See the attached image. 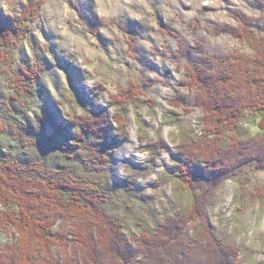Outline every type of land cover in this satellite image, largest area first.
<instances>
[{"label": "clouds", "instance_id": "1", "mask_svg": "<svg viewBox=\"0 0 264 264\" xmlns=\"http://www.w3.org/2000/svg\"><path fill=\"white\" fill-rule=\"evenodd\" d=\"M87 2L96 17L95 25L80 12L81 0H33L39 5L34 9L38 19L33 28L43 24L54 54L79 72V88L88 97L84 103L72 87L80 104L92 112L107 110L108 118L93 127L116 122L113 131L119 130L121 135L113 145L114 177L125 182L131 179L137 190L151 185L155 199L150 207L159 210L153 223L174 228L164 234L163 229L149 227L148 217L142 213L135 219L123 215L118 219L109 216L107 221L103 215L88 217L95 236L93 264H264L251 222L236 225L230 202H221L218 194L209 195L203 183L183 179L201 164L207 165L202 169L205 175H211L208 169L216 164L227 167L218 151L221 143L238 148V141L262 139L264 131L253 129L242 119L236 121L234 134L210 141L206 125L198 119L204 113L199 108L181 109L177 103L181 96L193 102L208 98V90L195 85L194 80L201 61H210L215 72L226 66L222 60L239 57L246 61L256 56L258 45L264 42V0ZM256 3L261 5L259 9L251 6ZM22 4L23 0H0V14L20 16ZM129 22L141 29L132 39L125 34ZM145 59L160 75L149 70ZM164 73L167 78H161ZM181 80L194 87L178 89ZM45 83L55 89L49 98L58 111L63 108L60 115H68L63 103H57L63 95L60 74L54 71ZM117 99L126 109L119 116L109 103ZM178 109L181 115L171 119L169 114ZM82 117L85 113L73 107L70 118L92 123ZM149 147L151 152L146 150ZM181 156L186 167L173 168V159ZM149 161L155 166L139 174L131 171ZM222 208L224 215H220ZM237 227L243 234L237 233Z\"/></svg>", "mask_w": 264, "mask_h": 264}, {"label": "trees", "instance_id": "2", "mask_svg": "<svg viewBox=\"0 0 264 264\" xmlns=\"http://www.w3.org/2000/svg\"><path fill=\"white\" fill-rule=\"evenodd\" d=\"M34 9L30 7L28 13L24 11L15 20L0 22V73L8 67L12 69L13 62L17 60L15 47L20 43L16 44L17 38H21L20 41L24 38L21 37V30L25 22L34 19ZM201 63L202 67L193 73L195 85L208 90L209 96L206 100L198 98L195 106L204 113L201 123L206 125L204 131L207 138L215 142L226 133L229 136L234 134L236 121L242 120L244 112L261 114L258 126L264 131V42L258 45L254 58L246 61H240L239 57L222 60L221 63L226 66L215 72L210 61ZM20 65L17 70L20 81H14L16 76L9 78V81L14 85H11L14 94L21 93L22 97L17 95V98L22 101L24 96L27 100L35 93L36 78L45 69L42 65L36 66L35 70L25 63ZM180 82L186 87H194L190 81ZM114 101L123 103L119 99ZM241 102H244L243 105ZM177 103L180 105L179 101ZM14 110L11 113H18L16 108ZM105 114V111L97 112L91 114V118L87 115L81 118H87L91 124L69 118L70 123L78 129L74 147L88 151L92 158L89 172L84 176H78L65 167L49 166L43 160L21 161L19 158L0 156V228L7 234L10 231L13 234L5 245H0V264H93L95 236L91 231L93 222L88 217L103 215L108 220L105 203L112 194L105 188L103 177L98 176L109 169L111 157L102 153L104 146L96 148L88 141L87 132L104 136L110 124L103 128H94L93 125L102 118L107 119ZM11 120L9 115H3L0 107V135L12 133L19 141L27 126ZM238 144L240 147L237 148L226 141L221 143L218 151L228 166L216 164L209 168V172L212 177L237 176L241 196L248 197L255 204L263 203L264 182L255 179L251 172L243 173L242 169L248 166L264 169V138L245 139L238 141ZM65 156L72 157L70 154ZM181 158L184 159L183 156ZM97 163H100L99 168L94 167ZM107 163L109 165L105 166ZM177 164L180 168L186 167L180 160ZM197 177L202 178L192 169L191 174L183 179L196 183L200 181ZM154 228L163 229L164 234L174 231L166 224ZM235 255L240 253L236 252Z\"/></svg>", "mask_w": 264, "mask_h": 264}, {"label": "rangeland", "instance_id": "3", "mask_svg": "<svg viewBox=\"0 0 264 264\" xmlns=\"http://www.w3.org/2000/svg\"><path fill=\"white\" fill-rule=\"evenodd\" d=\"M39 5L33 3V0H23L21 5V15L24 11L30 7L37 8ZM259 9L261 5L256 3L251 5ZM80 12L92 25L96 23V17L91 14L90 4L87 0H81L79 5ZM35 16V14L33 15ZM19 16H10L7 12L0 14V22L3 20H15ZM38 17L32 18L31 22H25V26L22 28L21 37L24 38L20 41L17 38V43L19 46L15 47L16 50V61L13 62L12 69L8 67L7 70L0 73V107L2 109L3 115L12 119L11 121L16 124H26L27 130L24 131V135L18 141L11 134H2L0 135V156L19 158L21 161H35L43 160L47 165L53 167H65L66 169L73 170L78 176L86 175L89 172V165L92 163V158L88 151L75 148L76 136L78 129L72 123H70V114L72 113L73 107H78L81 109L85 115L91 118V114L97 112L105 111V116L108 117V112L105 109H96L95 112L88 111L80 104V101L76 98V93L72 91V87L76 88L80 92V99L84 103H88L87 93L79 88V72L73 68L70 64L65 62L63 58H58L54 54L51 45L48 43L50 36L45 32V26L40 24L36 29L33 28V24ZM4 22V21H3ZM157 23H159V18H157ZM164 31L169 29L161 26ZM128 31L125 33L129 36L130 39L134 38L137 33L140 32V28L135 23L129 22L127 25ZM15 46V45H14ZM5 51V50H4ZM5 53V52H4ZM139 62V61H137ZM27 64L28 67L35 70V67L44 66L43 72L36 78L37 83L35 87V93L31 95L29 99L25 98L20 101L18 96H21L19 93L14 94V86L10 84L9 78H16L20 81V78L17 74V70L21 66L20 64ZM145 65L149 70H154V67L148 64V61L144 60ZM128 67V65H125ZM28 68V69H29ZM37 69V68H36ZM57 72L61 77V89L63 95L60 96V99L57 103H63V107L67 109L68 115L61 116L60 111H58L56 104L52 103V100L49 98V93H54V88H48L45 81L50 80L52 73ZM28 72V71H27ZM157 75H160L157 71ZM18 76V77H17ZM22 78V77H21ZM161 78H167V73ZM21 81H23L21 79ZM24 82V81H23ZM26 83V82H25ZM20 85V84H19ZM18 85V86H19ZM178 89L187 88L181 82L177 85ZM18 95V96H17ZM22 97V96H21ZM179 101L181 109H196L195 102L189 101L186 97L181 96L177 98ZM112 109L115 110V114L119 116L120 113H125L126 109L121 107V103L110 101ZM141 103L147 104L148 101H142ZM120 106V108H119ZM10 108V109H9ZM14 108L18 110V113H11ZM12 110V111H11ZM15 111V110H14ZM6 113V114H5ZM181 115V111L173 110L169 116L171 119L175 120ZM103 116V115H102ZM261 114L253 115L251 113L243 114L242 119L247 120L253 127V129H260L258 126ZM202 116L198 119L201 122ZM8 123V118H6ZM2 126V125H1ZM5 126V124H4ZM7 126V125H6ZM147 127V124L144 125ZM116 122L113 121L110 124V128L104 136H96L93 132H87L88 141L96 148H101L104 146L103 154L109 155V163L105 164L108 166V170L99 173L98 178L103 177L105 188L112 194V197L105 203V211L109 216L119 218L120 215L136 218L137 213H142L143 216L148 217V226L155 227L153 223L154 216L159 215V210L153 207H150L154 201V197L151 195L155 189L149 185L143 190H137L134 187V181L129 179L128 181H121L118 178H115L113 175V145L116 143V136L121 135L119 130L113 131L116 129ZM20 129V128H19ZM12 131V130H11ZM14 132V131H12ZM32 136V137H31ZM226 133L224 137H228ZM36 141V142H35ZM146 150L149 152L152 149L149 147ZM67 155H72V157H67ZM182 161L183 158L173 159L172 166L173 168L179 169L177 162ZM99 168L100 164L94 165V167ZM149 161V163L143 165L142 167L132 168L133 173L139 174L147 171L148 168L154 167ZM60 167V168H61ZM64 168V169H65ZM131 168V165H129ZM207 168V165L201 164L200 167L193 168L200 177L198 182L203 183L208 186L207 191L211 193L212 196H217L221 202H230L233 205L232 209L229 211L233 212L235 217V224L240 225L242 222H251V226L255 227L256 232L254 233L257 249L260 250L261 254H264V224L261 223V215L264 214V202L263 203H252L248 197L241 196L240 194V181L237 176L228 178L227 176L219 175L212 177L211 175H205L202 169ZM209 171V169H208ZM251 172L253 177L259 182H264V169L258 170L248 166L247 169L244 167L242 172ZM172 175V173H170ZM176 177L179 179V172L175 173ZM214 179V180H213ZM227 207V204H225ZM2 207L0 206V211ZM225 211L222 208L220 215H224ZM139 227V225H137ZM238 234H243L239 227L236 228ZM13 236L12 231L10 234L0 228V245H5L10 236Z\"/></svg>", "mask_w": 264, "mask_h": 264}, {"label": "bare ground", "instance_id": "4", "mask_svg": "<svg viewBox=\"0 0 264 264\" xmlns=\"http://www.w3.org/2000/svg\"><path fill=\"white\" fill-rule=\"evenodd\" d=\"M100 163H101V162H100ZM100 163H99V164H100Z\"/></svg>", "mask_w": 264, "mask_h": 264}]
</instances>
